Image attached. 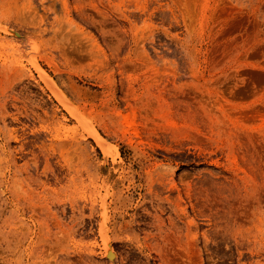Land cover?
<instances>
[{
    "label": "rangeland",
    "instance_id": "obj_1",
    "mask_svg": "<svg viewBox=\"0 0 264 264\" xmlns=\"http://www.w3.org/2000/svg\"><path fill=\"white\" fill-rule=\"evenodd\" d=\"M0 264H264V0H0Z\"/></svg>",
    "mask_w": 264,
    "mask_h": 264
},
{
    "label": "bare ground",
    "instance_id": "obj_2",
    "mask_svg": "<svg viewBox=\"0 0 264 264\" xmlns=\"http://www.w3.org/2000/svg\"><path fill=\"white\" fill-rule=\"evenodd\" d=\"M15 33V32H14ZM19 36H21L18 33ZM21 39V37H19ZM96 137V134H95ZM98 138V137H97ZM100 140V139H99ZM105 250H106V257L111 260V261H115V259L117 258V252L115 250H113L112 246L108 243V240L106 241V246H105ZM166 258V257H165ZM168 259V258H167ZM166 260V259H165ZM166 263H168V260L166 261Z\"/></svg>",
    "mask_w": 264,
    "mask_h": 264
}]
</instances>
